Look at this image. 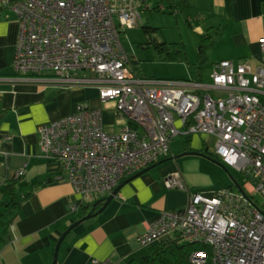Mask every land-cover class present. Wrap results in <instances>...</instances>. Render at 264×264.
Wrapping results in <instances>:
<instances>
[{"label":"built area","instance_id":"1","mask_svg":"<svg viewBox=\"0 0 264 264\" xmlns=\"http://www.w3.org/2000/svg\"><path fill=\"white\" fill-rule=\"evenodd\" d=\"M145 1L4 0L19 15L20 34L17 73L0 80L98 85L105 98L117 99V114L127 117L111 132L103 109L80 101L75 110L43 122L39 147L59 162L56 179L70 180L94 201L169 154L179 133H202L215 135L220 159L253 172L264 193V34L255 67L223 58L208 63L200 79L147 76L133 68L119 31L120 25L141 24ZM166 180L188 190L189 200L162 210L141 233L142 244L182 237L200 245L190 254L192 264H264L263 204L227 188L190 190L180 169Z\"/></svg>","mask_w":264,"mask_h":264},{"label":"crops","instance_id":"2","mask_svg":"<svg viewBox=\"0 0 264 264\" xmlns=\"http://www.w3.org/2000/svg\"><path fill=\"white\" fill-rule=\"evenodd\" d=\"M201 2L214 10L213 27L224 32L227 47L219 60L230 58L236 63L247 60L254 67L258 65L263 55L260 37L264 34V0ZM19 34L18 13L0 0V75L17 73L15 52ZM105 99L110 101L98 85L0 80V212L2 187L18 175L20 168H24L26 179L38 183L56 175L60 167L59 162L40 151V125L75 110L80 101L101 107L105 125H117V115L115 111L109 115ZM124 123L127 121L119 125ZM207 137V134L195 133L189 141L185 139L183 147L172 146L169 154L157 161L203 146L215 151L207 144ZM209 165L213 166L207 156L190 153L162 161L130 180L126 179L131 175L125 177L118 194L104 210L84 219L65 236L57 264H102L106 260L111 264H127L133 258L144 256V247L152 245L142 244L140 235L149 223L162 210L182 208L189 200V191L170 185L166 175L180 169L190 190L216 192L220 189L208 187L213 182ZM108 194L101 193L97 199ZM87 202H90L88 197L70 180L55 179L39 186L24 202L9 230L8 241L0 249V264H53L60 236L73 221L88 213L83 206Z\"/></svg>","mask_w":264,"mask_h":264},{"label":"rangeland","instance_id":"3","mask_svg":"<svg viewBox=\"0 0 264 264\" xmlns=\"http://www.w3.org/2000/svg\"><path fill=\"white\" fill-rule=\"evenodd\" d=\"M191 1L194 7L189 12L187 9L173 8L170 0H146L141 6L143 18L140 25L119 26L122 43L131 56L133 68L138 73L156 77L189 78L196 73V67L192 68V65L200 64L202 58L207 57L205 62L207 65L210 61H218L223 56L227 47L225 46L226 40L224 32L220 28L213 27L215 24L214 10L201 0ZM198 5L204 6V9ZM147 27H150L151 31H148ZM159 41L184 44L186 52L183 55L170 56L171 53L167 49H162L157 45ZM204 71L207 72L208 69L205 68ZM46 72L54 73L55 71L46 69ZM109 99L110 101L104 100V105L109 115L110 111H115L117 125L106 124V128L111 132H116L122 127L119 124L127 121V117L117 114V99ZM107 118L110 119V117ZM207 136V144L215 149L216 136L212 134ZM185 139L187 135L179 133L172 140L173 148L183 147ZM209 161L213 165L212 167L209 165L213 171V182L208 187L215 190L227 188L239 192L236 177L238 181L245 184L255 202H260L264 207V193L257 188L258 179L253 172L246 173L228 164L227 169L211 158ZM152 246L144 247L146 249L144 256L151 252ZM144 256L135 259L141 261Z\"/></svg>","mask_w":264,"mask_h":264},{"label":"trees","instance_id":"4","mask_svg":"<svg viewBox=\"0 0 264 264\" xmlns=\"http://www.w3.org/2000/svg\"><path fill=\"white\" fill-rule=\"evenodd\" d=\"M170 1L173 8H183L191 12L194 7L191 0ZM5 5L8 6L7 4ZM147 30L151 31V28L147 27ZM157 45L162 49H167V51L171 53L170 56H175L177 54L183 55L186 52L184 44L159 41L157 42ZM175 50H177V52H175ZM202 50H204V48ZM206 61L207 57L202 58L200 64L192 65V68L196 67V73L193 75L194 78L200 79L203 77ZM192 135L193 134L187 135L188 141L191 139ZM202 149L219 157L215 151L209 149L207 146H203ZM59 172L60 170L56 172V175ZM56 175L53 174V176L49 178L42 179L38 183H34L31 180L26 179L24 174H20L9 179L4 184L2 187L3 195L1 199L3 210L0 212V249L7 243L9 230L16 218L19 216L24 202L30 198V196L39 186L46 184L49 181L55 180ZM243 185L245 186V184ZM83 206L87 213L89 210L94 209V202H87ZM199 246L200 245L196 243L184 240L182 237L165 238L156 242L152 246L151 252L144 256L141 261L134 258L131 259L127 264H192L190 261V254Z\"/></svg>","mask_w":264,"mask_h":264},{"label":"water","instance_id":"5","mask_svg":"<svg viewBox=\"0 0 264 264\" xmlns=\"http://www.w3.org/2000/svg\"><path fill=\"white\" fill-rule=\"evenodd\" d=\"M190 153H197V154H201V155H205L215 161H217L218 163L224 165L227 169H228V165L222 160L220 159L218 156H215L211 153H208L206 152L205 150H201V149H187V150H184L180 153H177V154H173V155H170L168 157H165L159 161H155L154 163L142 168L141 170H139L138 172L132 174L128 179L126 180H130L132 178H134L135 176L141 174L142 172L146 171V170H149L151 169L152 167L158 165L159 163H161L162 161H165V160H169V159H173V158H178L179 156H183L185 154H190ZM236 179V182H237V185L239 187V190L240 192L244 193L247 197H249L250 199H252L254 201V198L252 197V195L248 192V190L246 189V187L240 182L237 180V178L235 177ZM121 181L119 183L118 186H116V188L111 191L107 197L105 198H99L97 199L95 202H94V209L90 212H88L87 214H85L84 216L80 217L79 219H76L75 221H73L70 226L62 233V235L60 236L58 242H57V245H56V250H55V256H54V261H53V264H57V261H58V255H59V249H60V246H61V243L63 241V239L65 238V236L75 227L77 226L80 222H82L84 219L104 210L108 204L113 200V198L118 194L120 188L122 187L123 183L126 181ZM255 202V201H254ZM256 203V202H255Z\"/></svg>","mask_w":264,"mask_h":264},{"label":"clouds","instance_id":"6","mask_svg":"<svg viewBox=\"0 0 264 264\" xmlns=\"http://www.w3.org/2000/svg\"><path fill=\"white\" fill-rule=\"evenodd\" d=\"M220 158V157H219Z\"/></svg>","mask_w":264,"mask_h":264}]
</instances>
